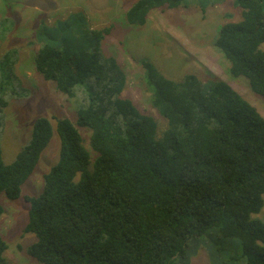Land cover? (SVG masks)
I'll return each mask as SVG.
<instances>
[{
	"label": "trees",
	"instance_id": "obj_1",
	"mask_svg": "<svg viewBox=\"0 0 264 264\" xmlns=\"http://www.w3.org/2000/svg\"><path fill=\"white\" fill-rule=\"evenodd\" d=\"M184 1L137 0L125 19L142 27L152 10ZM234 4L240 19L219 28L214 46L229 77L244 78L264 104V0ZM91 33L90 51L68 54L46 41L34 57L45 81L78 99L75 122L38 118L10 164L0 150V195L15 200L54 133L59 140L41 193L22 197L23 232L36 237L28 254L39 264H170L186 257L188 242L215 230L240 243L246 264H264V224L252 218L264 204V119L226 82L191 74L175 81L142 61L151 106L166 122L159 133L121 96L125 74L100 52L109 29ZM16 62L10 53L0 60V113L17 96ZM6 249L0 237V264Z\"/></svg>",
	"mask_w": 264,
	"mask_h": 264
},
{
	"label": "rangeland",
	"instance_id": "obj_2",
	"mask_svg": "<svg viewBox=\"0 0 264 264\" xmlns=\"http://www.w3.org/2000/svg\"><path fill=\"white\" fill-rule=\"evenodd\" d=\"M135 1L0 0V60L6 53L17 56L12 76L19 81L12 84L16 99H8L0 113L4 163L10 164L27 144L36 119L66 118L72 123L76 120L78 99L60 93L53 82L45 81L36 72L34 57L38 48L51 41L68 54L90 51L95 42L91 32L105 28L109 33L100 42V52L103 57L114 58L125 74L121 96L140 113L152 117L159 133L166 122L151 106L142 61L152 63L171 80H182L191 74L204 82H226L264 119L262 99L251 92L244 78L229 77V62L214 46L219 28L240 19V8L234 0H185L175 9L152 10L142 27L130 26L125 19L126 10ZM79 131L90 150L89 133ZM58 151L59 140L54 133L34 172L21 187L20 197L10 200L0 195V237L7 245L3 264H39L28 254L36 237L23 232L28 204L22 197L41 193L43 175L57 162ZM252 218L264 224V204ZM170 264H246V257L237 240L222 239L211 230L188 242L186 257H178Z\"/></svg>",
	"mask_w": 264,
	"mask_h": 264
}]
</instances>
